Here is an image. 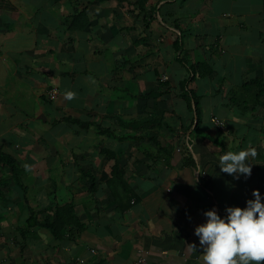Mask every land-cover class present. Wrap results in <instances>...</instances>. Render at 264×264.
I'll list each match as a JSON object with an SVG mask.
<instances>
[{
    "label": "crops",
    "instance_id": "obj_1",
    "mask_svg": "<svg viewBox=\"0 0 264 264\" xmlns=\"http://www.w3.org/2000/svg\"><path fill=\"white\" fill-rule=\"evenodd\" d=\"M187 79L199 118L179 97ZM259 80L264 0H0V152L19 170L0 164V264H202L203 212L264 196ZM147 117L152 130L134 123ZM248 147L249 179L220 172ZM69 205L79 224L62 239L25 228Z\"/></svg>",
    "mask_w": 264,
    "mask_h": 264
},
{
    "label": "clouds",
    "instance_id": "obj_2",
    "mask_svg": "<svg viewBox=\"0 0 264 264\" xmlns=\"http://www.w3.org/2000/svg\"><path fill=\"white\" fill-rule=\"evenodd\" d=\"M64 97L72 100L74 93L65 92ZM256 154L253 147L224 152L218 158L220 172L232 176L233 180H247L251 177L250 160ZM251 195L254 198L246 200L244 207L226 206L223 217L214 207L203 212L205 222L193 232L202 250V264H261L264 261V196L258 189H253ZM187 250L198 251L197 245L189 243Z\"/></svg>",
    "mask_w": 264,
    "mask_h": 264
},
{
    "label": "trees",
    "instance_id": "obj_3",
    "mask_svg": "<svg viewBox=\"0 0 264 264\" xmlns=\"http://www.w3.org/2000/svg\"><path fill=\"white\" fill-rule=\"evenodd\" d=\"M117 1L120 3L125 2V0H117ZM83 17H84L83 13L78 14V17L75 18L72 22L73 23L72 27H74L73 25H74L75 20H77L78 18H83ZM176 49L179 52L181 51V44L178 41L176 42ZM203 68L206 69V66H201L200 68L191 66V67H189V75L191 77L195 76V75H201L200 77H202V74H200L199 71ZM206 73H207L205 75L206 77L212 76V72L206 71ZM253 84L255 86H259V88L260 87L262 88L264 81H261V80L254 81ZM189 85H190L189 79H187L186 81H184L181 84V86H180L181 92L179 94V97L182 98L185 102H187L189 110L191 112H195L197 118H199L200 112H199L198 98L196 97L195 93L192 92ZM68 122L79 126V128H81V129H88L91 126V124L82 123L80 121H75V120H68ZM134 123L136 125L142 126V128L145 130H152V129H154V126L156 125V122L153 120H149L148 117L137 120ZM193 124L194 123L191 124V126H190L191 128L193 127ZM98 129H99L100 134L108 136L110 138H116V139H121V140L136 139V137H133V136H125L122 138H118L117 136H115V134L111 133L109 130L102 129L101 127H98ZM102 152L105 153L106 156H109V153H110L109 151L102 150ZM0 164L2 166H6L7 168H9L10 173L13 176H17V173L19 170L16 168V162L11 157L3 154L2 152H0ZM123 173L124 172L122 170H120L118 165L116 164L112 169V179L109 182V186H112L114 181H118L119 179L122 180L123 179ZM90 189H91V193H93L95 191L94 190L95 189L94 180H91V188ZM73 209L74 208L71 205L56 208V210L54 212V217L49 216V215H47V216L44 215L45 217L43 218L42 221H38L39 216H42L41 213L31 211L30 215H29V219L26 222L25 228L30 229V228L38 226V227L48 229L56 239L60 240L63 237L62 232L64 231V228L66 226L79 224V221H78L77 216L75 214V211Z\"/></svg>",
    "mask_w": 264,
    "mask_h": 264
},
{
    "label": "built area",
    "instance_id": "obj_4",
    "mask_svg": "<svg viewBox=\"0 0 264 264\" xmlns=\"http://www.w3.org/2000/svg\"><path fill=\"white\" fill-rule=\"evenodd\" d=\"M56 96H57V92L56 91H53L50 95H49V100L53 101L56 99ZM213 123L216 124L217 126H220L221 124L215 119L213 120ZM139 264H145V260L144 259H141L139 261Z\"/></svg>",
    "mask_w": 264,
    "mask_h": 264
},
{
    "label": "water",
    "instance_id": "obj_5",
    "mask_svg": "<svg viewBox=\"0 0 264 264\" xmlns=\"http://www.w3.org/2000/svg\"><path fill=\"white\" fill-rule=\"evenodd\" d=\"M195 124L197 125V120H196V123Z\"/></svg>",
    "mask_w": 264,
    "mask_h": 264
}]
</instances>
